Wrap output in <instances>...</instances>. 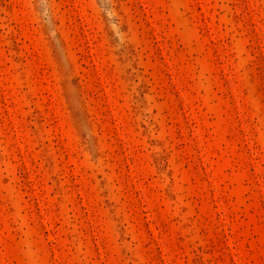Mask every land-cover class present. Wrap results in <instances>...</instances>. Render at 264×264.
<instances>
[{
    "label": "rangeland",
    "instance_id": "rangeland-1",
    "mask_svg": "<svg viewBox=\"0 0 264 264\" xmlns=\"http://www.w3.org/2000/svg\"><path fill=\"white\" fill-rule=\"evenodd\" d=\"M0 264H264V0H0Z\"/></svg>",
    "mask_w": 264,
    "mask_h": 264
}]
</instances>
